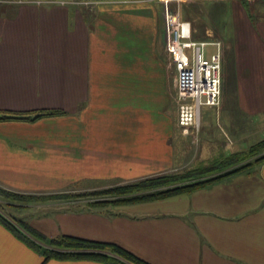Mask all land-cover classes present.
I'll list each match as a JSON object with an SVG mask.
<instances>
[{"label": "crops", "instance_id": "obj_1", "mask_svg": "<svg viewBox=\"0 0 264 264\" xmlns=\"http://www.w3.org/2000/svg\"><path fill=\"white\" fill-rule=\"evenodd\" d=\"M166 6L195 39L222 43L216 107L225 116L204 107V139L216 126L249 137L224 126L247 129L245 120L264 115V0H2L0 111L65 113L0 122L1 187L48 194L174 168L183 135ZM256 168L121 211L54 212L31 226L48 238L115 243L151 264H264V162ZM0 264L101 263L44 260L0 222Z\"/></svg>", "mask_w": 264, "mask_h": 264}, {"label": "trees", "instance_id": "obj_2", "mask_svg": "<svg viewBox=\"0 0 264 264\" xmlns=\"http://www.w3.org/2000/svg\"><path fill=\"white\" fill-rule=\"evenodd\" d=\"M64 113L63 110L54 108L27 112L3 110L0 111V122H31L44 117L63 115ZM263 162L264 138L250 145L246 150L225 156L220 155L209 167L191 168L177 173H164L116 185L105 190L84 192V194L62 193L36 196L35 194L18 193L0 187V203L5 200L35 202L46 198H60L74 205L76 200L86 198V201H83L86 207L100 208L109 205L117 206L132 202L151 201L190 192L238 172H249L254 165ZM214 169L216 171L206 173ZM0 222L28 246L41 253L44 260L56 258L61 260H92L102 264H151L115 243L89 240L65 234L57 235L48 240L30 225L6 218L2 212H0Z\"/></svg>", "mask_w": 264, "mask_h": 264}, {"label": "rangeland", "instance_id": "obj_3", "mask_svg": "<svg viewBox=\"0 0 264 264\" xmlns=\"http://www.w3.org/2000/svg\"><path fill=\"white\" fill-rule=\"evenodd\" d=\"M169 9L170 8L166 6L163 12L165 10L169 11ZM245 10L246 11L248 10L247 5H245ZM174 11H177V10L175 9ZM207 49L211 51L212 47L208 46ZM221 87H222V83H221ZM222 92H223V95L227 92L226 96L228 97H230L232 93L231 90H226V89H222ZM203 110L204 108H202V112ZM211 110H212L211 115L213 116V118H219L220 114H223L225 116V112L218 109L216 106L212 107ZM202 112H201V119H200V129H199L197 139H194L193 136H190V135H185V136L183 135V141L181 142V148H180L181 149L180 158L176 160V164L174 168L168 173H171V172L177 173L181 171H187L191 168L209 167L212 165V162L216 161V159H218L224 151L228 152L230 149H233V150L240 149L241 151H243L249 148L250 145L264 138V115L262 116L256 115L257 117H253L251 122L247 120L244 121L245 122L244 125H246L247 129H245L243 126L238 127L237 129L236 128L229 129L228 127L224 126V130L228 132H231V130H233L234 132L241 133L247 130V132H249L250 134H249V137L245 138L244 140L238 141L240 138L237 140V138L234 135L231 136L230 133L227 138L226 136H224L225 134H223V132L221 131L220 126L215 127V131L213 134H211V136H209L210 135L209 131L211 129L209 131H205L204 129L205 133L208 135V138L204 139L203 137V117L204 116L202 115ZM249 125H250V128H248ZM228 140H231L232 142L230 143ZM257 166L258 164L254 165L252 169H250L249 171H253L257 169L256 168ZM214 171H216V169L208 171L206 173H212ZM116 185H120V184L94 183V184L84 185V186L78 185L74 188H65L63 190L55 191V192L48 193V194H62V193L63 194L64 193L84 194V192L105 190L107 188H110ZM44 194L45 193L35 194V195L39 196V195H44ZM83 201H86V198H80L76 200V203L74 205L69 204L68 201L66 202L60 198H52V199L46 198V199L35 201V202L34 201L25 202V201L5 200L4 202L0 203V212H2L6 218L14 219L18 222L21 221L30 226L33 225L37 227L38 225L42 224L44 219H47V218L53 219L54 217H56V214L54 212H86V211H93V210L95 211L99 210L101 212H114V211H117L118 209H120L121 211L124 208H130L131 205L135 203H139V202H132V203H126V204H121L117 206L109 205L106 207L98 208V207H86L83 204L84 203ZM33 229H37L38 231V228L33 227ZM44 236L48 238L46 235ZM49 239L50 238H48V240Z\"/></svg>", "mask_w": 264, "mask_h": 264}, {"label": "built area", "instance_id": "obj_4", "mask_svg": "<svg viewBox=\"0 0 264 264\" xmlns=\"http://www.w3.org/2000/svg\"><path fill=\"white\" fill-rule=\"evenodd\" d=\"M165 11L167 48L175 70L177 125L182 135L197 139L202 108L220 105L222 43L195 39L188 20L181 19L178 11Z\"/></svg>", "mask_w": 264, "mask_h": 264}]
</instances>
